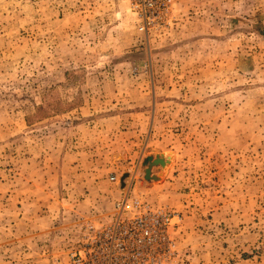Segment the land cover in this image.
<instances>
[{
    "label": "rangeland",
    "instance_id": "374dc122",
    "mask_svg": "<svg viewBox=\"0 0 264 264\" xmlns=\"http://www.w3.org/2000/svg\"><path fill=\"white\" fill-rule=\"evenodd\" d=\"M138 26L131 0H0V264H68L125 171L175 215L167 264H264V0Z\"/></svg>",
    "mask_w": 264,
    "mask_h": 264
},
{
    "label": "built area",
    "instance_id": "2783aa9c",
    "mask_svg": "<svg viewBox=\"0 0 264 264\" xmlns=\"http://www.w3.org/2000/svg\"><path fill=\"white\" fill-rule=\"evenodd\" d=\"M173 0H131L140 31L162 25ZM118 182V177H110ZM175 215L153 207L131 191L113 203L108 220L84 219L68 264H167L174 252ZM99 223V224H95Z\"/></svg>",
    "mask_w": 264,
    "mask_h": 264
},
{
    "label": "water",
    "instance_id": "95a60500",
    "mask_svg": "<svg viewBox=\"0 0 264 264\" xmlns=\"http://www.w3.org/2000/svg\"><path fill=\"white\" fill-rule=\"evenodd\" d=\"M163 151H156L152 154H147L144 157H142L141 159V170L143 172V178L149 182V184H151V181H162L163 179V174L162 176H160V178H155V174L152 175L151 173L154 172L156 173L157 171H159L160 166L164 165V157L161 156ZM165 152V151H164ZM172 152V151H171ZM173 153V152H172ZM121 157V158H126L125 153L124 152H120L118 154L115 155V157ZM130 176V173L128 171H125L120 177L119 180L117 182L119 189L122 192L126 191V185H127V179ZM153 179H158V180H153Z\"/></svg>",
    "mask_w": 264,
    "mask_h": 264
},
{
    "label": "crops",
    "instance_id": "0c3cea01",
    "mask_svg": "<svg viewBox=\"0 0 264 264\" xmlns=\"http://www.w3.org/2000/svg\"><path fill=\"white\" fill-rule=\"evenodd\" d=\"M164 152V151H163ZM174 156H175V154H173ZM174 156H173V158L171 159V161H170V165L172 164V162H173V160H174ZM176 163V162H175ZM174 163V164H175ZM169 165V166H170ZM173 167L174 166H172V168L170 169V171L168 172V174H167V178H165V180L163 181V183H161V184H159V185H152V186H145L142 190V192H144V193H146L147 191L146 190H150V191H158V188H162V187H165L168 183H169V180H168V177L170 176V174H171V172H172V169H173ZM145 189V190H144ZM103 216H105V217H100V216H98L99 218H100V220L101 219H104V220H107L108 219V216L106 215V214H104Z\"/></svg>",
    "mask_w": 264,
    "mask_h": 264
},
{
    "label": "bare ground",
    "instance_id": "6f19581e",
    "mask_svg": "<svg viewBox=\"0 0 264 264\" xmlns=\"http://www.w3.org/2000/svg\"><path fill=\"white\" fill-rule=\"evenodd\" d=\"M160 153H162L161 156L164 157V165H163V166L158 165V166L160 167L159 171H157L156 173H154V172L151 173L152 175L155 174V178H160L161 173H162V170H163L167 165H169V163H170V161H171V158H172V155H173V153H172L171 151L168 153V155H164L163 152H160ZM153 180H157V179H153Z\"/></svg>",
    "mask_w": 264,
    "mask_h": 264
}]
</instances>
